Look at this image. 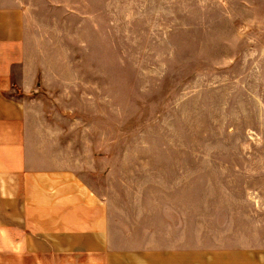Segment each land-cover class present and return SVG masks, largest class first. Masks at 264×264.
<instances>
[{"label": "rangeland", "instance_id": "374dc122", "mask_svg": "<svg viewBox=\"0 0 264 264\" xmlns=\"http://www.w3.org/2000/svg\"><path fill=\"white\" fill-rule=\"evenodd\" d=\"M36 4L65 77L48 113L117 204L264 207V0Z\"/></svg>", "mask_w": 264, "mask_h": 264}, {"label": "crops", "instance_id": "0c3cea01", "mask_svg": "<svg viewBox=\"0 0 264 264\" xmlns=\"http://www.w3.org/2000/svg\"><path fill=\"white\" fill-rule=\"evenodd\" d=\"M52 35L36 0H0V264H264V207L117 204L48 113Z\"/></svg>", "mask_w": 264, "mask_h": 264}]
</instances>
